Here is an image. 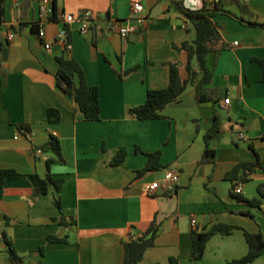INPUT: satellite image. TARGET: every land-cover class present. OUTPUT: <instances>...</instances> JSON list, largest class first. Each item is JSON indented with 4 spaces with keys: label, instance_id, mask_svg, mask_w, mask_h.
<instances>
[{
    "label": "crops",
    "instance_id": "1",
    "mask_svg": "<svg viewBox=\"0 0 264 264\" xmlns=\"http://www.w3.org/2000/svg\"><path fill=\"white\" fill-rule=\"evenodd\" d=\"M47 1L52 8L54 0ZM55 1L56 19L53 11L41 12L44 0H5L0 25L6 50L0 58V171L20 175L0 186V231L12 240L23 264H124L125 242L150 230L154 245L137 264H170L171 258L179 264H227L247 255L244 232L264 235V199L259 194L264 187V68L259 62L264 61V0H138L148 25L126 41L110 27L130 17L136 0ZM179 2L189 10L218 4L227 12L214 18L222 36L217 49H224L207 57L213 99L199 102L189 82L180 100L167 105L163 118L138 120L131 109L143 105L150 90L168 87L169 64L176 63L181 79L189 80V55L180 47L194 41L196 31L179 11ZM84 11L101 15L88 34L80 33L79 22L63 20ZM39 22L43 39L32 31ZM64 28L72 44L69 55L81 65L89 85L99 89L98 121H86L58 86L57 58L65 45L57 35ZM190 64L199 71L196 58ZM50 108L60 111V122H49ZM214 117L221 122L220 133L209 140L215 160L203 161ZM19 126H28L30 135ZM50 135L60 140L65 163L48 167L53 152L42 147ZM121 148L127 150L125 161L113 166ZM158 151L164 168L139 176L148 162L145 153ZM256 154L261 167L242 183L239 194L246 200L262 199L260 208H251L237 200L236 181L227 176L235 166L255 162ZM49 173L64 179L60 192L51 186L47 195H36L32 175ZM168 173L179 176L170 192L164 187ZM153 183L159 188L150 194ZM55 196L61 199V210ZM218 223L238 229L213 236L203 258L193 261L192 233ZM50 236L66 242H51ZM0 264H10L2 242ZM253 264H264V257Z\"/></svg>",
    "mask_w": 264,
    "mask_h": 264
},
{
    "label": "trees",
    "instance_id": "2",
    "mask_svg": "<svg viewBox=\"0 0 264 264\" xmlns=\"http://www.w3.org/2000/svg\"><path fill=\"white\" fill-rule=\"evenodd\" d=\"M179 11L189 20L196 31V38L194 41H186L182 43L181 49L188 52L189 64L187 66L190 74L189 80L183 81L180 76L179 67L176 63L170 65V82L167 88L150 90L146 102L143 105L134 107L131 109V114L138 120H156L164 117L163 111L172 102L179 101L182 94L186 90V86L189 82L195 85L196 98L199 102H208L213 99V91L209 88L213 77V69L209 67L207 57L210 53L218 55L220 49H224L222 46L217 49L222 41L220 32V25L214 21V18L220 13H227L221 9L218 4H214L212 7L204 6L200 10H189L183 2L177 4ZM53 18H57L56 1L52 3ZM5 21V0H0V25ZM41 28V22L35 23L32 26V31L39 36V30ZM67 29V28H66ZM67 33L70 39V34L67 29ZM70 51L65 52L62 56L58 57L59 70L57 73V83L59 88L65 93V95L72 101H74L84 114L86 121H98L101 118V103L100 94L97 87L89 85L87 82L85 73L78 63V61L71 57ZM4 45L0 43V58L4 59ZM196 58L199 66V71L193 70L190 61ZM264 68V61L259 60ZM201 73V78H198ZM264 81V76H263ZM48 120L51 124H56L61 120V113L55 108L48 110ZM19 131L23 134L30 132L28 126H19ZM221 131V122L218 117L213 118V124L206 135V150L204 153L203 161H214L215 150L209 146V140L217 136ZM43 150H51L53 157H51L47 165L48 167L52 163H65V159L62 154L60 140L54 135H50L49 142L42 147ZM137 152L142 153L140 148H137ZM148 162L146 167L138 171L139 176L146 172L159 170L164 168L160 163L161 151L155 153H145ZM127 156V150L121 148L114 160L113 166L121 165ZM261 167L259 156L256 154V160L253 163H242L234 167V169L228 173V178L231 182L241 181L246 182L250 174L255 168ZM20 175L12 170L0 171V186L4 184V181L8 178H18ZM34 183V193L36 195H47L51 186L55 188L57 193L60 192L64 179L56 178L52 174H47L46 177H41L37 174L32 175ZM233 186V194L234 192ZM259 194L264 199V187H259ZM235 197L239 202L245 203L251 208H260L262 199L246 200L239 194L235 193ZM55 205L59 210L62 209L61 199L59 196H55ZM241 214L252 215L250 211H241ZM64 221V220H63ZM64 223V222H62ZM238 227L223 223L214 225L210 230L205 232L194 231L192 233V260H201L205 254V249L209 240L217 235H229ZM2 243L4 249L8 255L10 264H23V258L16 251L12 240L6 235L2 234ZM150 235V237H147ZM147 236L138 238L136 240H130L124 244V264H137L139 263L145 252L154 245V231L150 230ZM247 244L248 253L244 257L239 259H233L227 262V264H253L259 258L264 257V235L262 233H249L244 232ZM51 242H66V239H60L50 236ZM44 253L45 248H41ZM170 264H179V261L175 258H171Z\"/></svg>",
    "mask_w": 264,
    "mask_h": 264
},
{
    "label": "built area",
    "instance_id": "3",
    "mask_svg": "<svg viewBox=\"0 0 264 264\" xmlns=\"http://www.w3.org/2000/svg\"><path fill=\"white\" fill-rule=\"evenodd\" d=\"M41 12L43 14H49L52 12V8L50 3L47 0H44L43 5L41 6ZM144 7L142 3L138 0L134 1L131 7V15L126 21H114L110 27V29L117 33L124 41H126L131 36L141 35L144 29L148 25V17L143 14ZM101 15H95L92 11H84L78 18L73 15L63 16V20L66 24H73L76 22L80 23V33L88 34L91 31L93 23L100 18ZM39 37L43 39L45 37V31L43 28L39 30ZM9 40L14 38V34L10 33L8 36ZM57 38L62 41L65 45L67 51H71L72 44L70 42L67 29H62ZM238 42H235L237 45ZM45 48L47 50L51 49V45L49 43L45 44ZM226 104L230 103V99L225 100ZM25 135L29 136L30 132H26ZM241 138L244 139V135H241ZM42 152L41 149L37 150V153L40 154ZM179 182V176L174 173H168L166 176L164 187L167 191H174L177 184ZM241 181L235 182L234 192L240 194L243 190ZM159 188V183H153L150 186L149 193L153 194L155 190ZM193 225H196L197 220L194 218L192 220ZM2 232L0 231V242H2ZM136 240V239H135Z\"/></svg>",
    "mask_w": 264,
    "mask_h": 264
},
{
    "label": "water",
    "instance_id": "4",
    "mask_svg": "<svg viewBox=\"0 0 264 264\" xmlns=\"http://www.w3.org/2000/svg\"><path fill=\"white\" fill-rule=\"evenodd\" d=\"M5 45H6V47H7L8 43L6 42ZM5 52H6V50H4V53H5Z\"/></svg>",
    "mask_w": 264,
    "mask_h": 264
}]
</instances>
